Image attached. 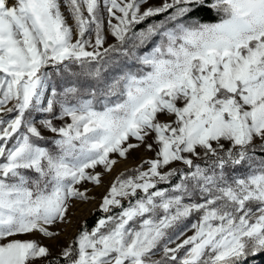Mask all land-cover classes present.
<instances>
[{
    "label": "snow or ice",
    "instance_id": "1",
    "mask_svg": "<svg viewBox=\"0 0 264 264\" xmlns=\"http://www.w3.org/2000/svg\"><path fill=\"white\" fill-rule=\"evenodd\" d=\"M0 264H264V0H0Z\"/></svg>",
    "mask_w": 264,
    "mask_h": 264
},
{
    "label": "rangeland",
    "instance_id": "2",
    "mask_svg": "<svg viewBox=\"0 0 264 264\" xmlns=\"http://www.w3.org/2000/svg\"><path fill=\"white\" fill-rule=\"evenodd\" d=\"M152 2L153 3H159L160 0H152ZM150 155L151 154L146 153L143 150H141L140 152L133 153L132 156L130 157V159L127 162H122L117 167L116 171L113 173V176H115L116 174H118L120 171H124V170L130 168L131 166L137 164L142 158H148ZM110 179H111V177H109L108 179H106V181H105V184L106 185L108 183V180H110ZM103 191H104V189L97 190L96 191V195L99 196ZM70 230L71 229L68 230V232L66 233V235L63 236L60 241H58V242H48V241H45V243H50L54 250H58L57 245L58 244H63L67 240V238L69 236H71V235L74 234V232H72V234H71V231ZM190 234L191 233H189V235Z\"/></svg>",
    "mask_w": 264,
    "mask_h": 264
},
{
    "label": "bare ground",
    "instance_id": "3",
    "mask_svg": "<svg viewBox=\"0 0 264 264\" xmlns=\"http://www.w3.org/2000/svg\"><path fill=\"white\" fill-rule=\"evenodd\" d=\"M90 207H94V206H90ZM70 231H71V234H72V232H74V231H75V229H74V228H72Z\"/></svg>",
    "mask_w": 264,
    "mask_h": 264
}]
</instances>
